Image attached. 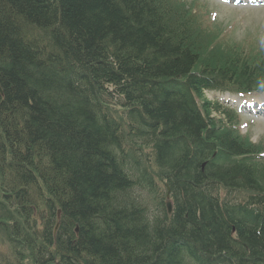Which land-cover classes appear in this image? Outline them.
I'll return each mask as SVG.
<instances>
[{
    "label": "trees",
    "instance_id": "trees-1",
    "mask_svg": "<svg viewBox=\"0 0 264 264\" xmlns=\"http://www.w3.org/2000/svg\"><path fill=\"white\" fill-rule=\"evenodd\" d=\"M199 26L175 0H0V224L33 264H264L261 149L191 95L259 87L264 52ZM115 94L178 198L154 227L126 193ZM220 183L257 191V210L223 205Z\"/></svg>",
    "mask_w": 264,
    "mask_h": 264
},
{
    "label": "rangeland",
    "instance_id": "rangeland-1",
    "mask_svg": "<svg viewBox=\"0 0 264 264\" xmlns=\"http://www.w3.org/2000/svg\"><path fill=\"white\" fill-rule=\"evenodd\" d=\"M204 4L209 7V21L206 17L207 23H212L220 31L223 30V38L229 43H238L243 46H255L264 44V8H251V7H234L233 5H221L216 3L215 0H202ZM215 19H212V15ZM264 94V93H263ZM230 101L226 104L234 106L233 102L238 96L236 94H227ZM218 94L209 93L208 98L220 99V97H227ZM254 96V94L252 95ZM243 123H247L248 127H243ZM241 130L247 133L256 142H264V116H258L256 119L252 117L242 116ZM155 204V202H154ZM28 251H25V255Z\"/></svg>",
    "mask_w": 264,
    "mask_h": 264
},
{
    "label": "clouds",
    "instance_id": "clouds-1",
    "mask_svg": "<svg viewBox=\"0 0 264 264\" xmlns=\"http://www.w3.org/2000/svg\"><path fill=\"white\" fill-rule=\"evenodd\" d=\"M258 86L261 88V89H264V79H260L258 80Z\"/></svg>",
    "mask_w": 264,
    "mask_h": 264
},
{
    "label": "bare ground",
    "instance_id": "bare-ground-1",
    "mask_svg": "<svg viewBox=\"0 0 264 264\" xmlns=\"http://www.w3.org/2000/svg\"><path fill=\"white\" fill-rule=\"evenodd\" d=\"M119 161H121L122 163H124L121 159H119Z\"/></svg>",
    "mask_w": 264,
    "mask_h": 264
}]
</instances>
